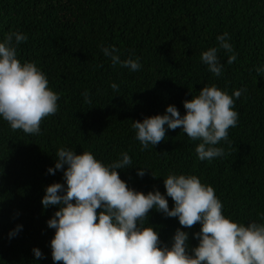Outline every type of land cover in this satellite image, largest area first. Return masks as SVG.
<instances>
[{
	"label": "trees",
	"instance_id": "obj_1",
	"mask_svg": "<svg viewBox=\"0 0 264 264\" xmlns=\"http://www.w3.org/2000/svg\"><path fill=\"white\" fill-rule=\"evenodd\" d=\"M17 31L28 37L17 46V58L35 62L60 99L57 114L43 121L38 135L13 132L0 117V264H54L55 229L47 221L59 206L45 209L41 201L47 186L65 183L63 171H47L60 147L90 151L105 164L128 152L132 166L117 170L121 179L145 194L160 191L170 209L174 202L164 178L196 175L214 187L225 216L245 225L264 222V73L256 72L264 66V0H0V42ZM224 32L237 57L232 64L216 39ZM113 46L121 60L138 57L141 69L113 66L101 50ZM210 47L218 49L220 77L200 59ZM212 84L230 95L246 89L235 101L239 119L229 129L231 144L218 145L223 156L200 161V141L180 128L140 150L133 121L163 115L169 105L183 116V102ZM139 167L148 169L143 177ZM147 223L169 246L177 228L188 233L190 247L199 243V224L182 228L178 218L155 210ZM17 225L22 230L10 238Z\"/></svg>",
	"mask_w": 264,
	"mask_h": 264
},
{
	"label": "clouds",
	"instance_id": "obj_2",
	"mask_svg": "<svg viewBox=\"0 0 264 264\" xmlns=\"http://www.w3.org/2000/svg\"><path fill=\"white\" fill-rule=\"evenodd\" d=\"M27 39L17 31L0 42V117L13 132L22 130L34 136L40 134L47 117L57 114L60 96L49 87L46 74L35 62L21 63L17 58V46ZM216 39L220 48L229 53L227 63H234L237 57L228 42L229 34L224 32ZM101 50L113 66L132 72L142 67L138 57L121 60L114 46ZM200 59L215 77L222 75L216 47L203 51ZM256 72L264 73V66L257 67ZM110 86L113 91L119 90L114 82ZM242 91L246 89L234 90L230 95L216 84L204 86L198 95L183 102V116L169 105L163 115L133 121L131 127L140 150L164 141L168 129L180 128L191 140L200 141L195 149L200 161L223 156L225 149L218 145L221 141L231 144L229 129L237 126L235 101ZM82 95L85 103L91 104L89 93ZM55 157L54 168L47 171L53 175L56 170L63 171L65 183L47 186L41 201L45 209L59 206L47 221L48 227L55 229L50 241L54 264H264V222L245 225L225 216L214 187L202 183L196 175L170 173L164 178L166 195L174 202L170 209L160 191L145 194L121 179L117 170L132 166L126 151L109 164L90 151L77 154L65 147H60ZM146 170L139 167L137 175L143 177ZM152 210L178 218L182 228L199 224L200 231L194 233L198 245L190 247L188 233L181 228L176 229L171 246L162 243L154 227L148 223L145 226ZM21 230L22 225H17L10 231V238ZM32 251L37 259L43 258L38 248Z\"/></svg>",
	"mask_w": 264,
	"mask_h": 264
}]
</instances>
